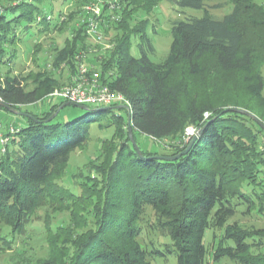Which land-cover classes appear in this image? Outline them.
Listing matches in <instances>:
<instances>
[{
    "label": "trees",
    "instance_id": "obj_1",
    "mask_svg": "<svg viewBox=\"0 0 264 264\" xmlns=\"http://www.w3.org/2000/svg\"><path fill=\"white\" fill-rule=\"evenodd\" d=\"M55 1L58 0H0V97L35 117L24 116L28 124L21 126L13 138L17 146L8 148L0 159V222L10 227L13 234H22L42 206L61 204L64 196L79 205L91 202L90 189L76 196L56 181L64 176L71 153L87 142L96 116L105 115L109 125L115 126V136L123 140L119 145L112 141L110 147L106 146L110 154L107 162L111 163L106 170L107 183L113 185L122 180L127 189L121 197L124 202L120 203L119 196L116 200L117 193L107 187L97 209L100 218L95 230L74 232L73 228L62 226L54 230L47 219L49 254L37 259L36 264H152L154 257L164 253L159 248L149 250L138 240L143 230L139 222L147 207L152 208L159 228L169 236L171 242L163 246L176 256L178 264H213L223 257L238 264H264V226L245 229L238 221L231 222L238 213L235 200L247 204L249 213L264 209V193L259 191L264 188V152L260 146L264 130L246 114L225 111L229 107L243 108L264 122V46L246 42L239 25L241 13L249 9L251 23L259 24L264 31V14L255 16L250 11L256 8L255 1L234 0L232 12L222 18L204 14L175 21L169 54L160 62L150 58L155 47L148 35V20H138L140 11L151 10L152 1L116 0L118 8L109 14L108 0H104L100 25L111 47L94 59L81 55L94 46L103 49L93 44L86 24L81 22L83 7L93 0H63L74 7L64 19L59 17L52 22ZM171 1L197 10L204 9L207 2ZM49 4L50 9H46ZM48 14H52L51 20L47 19ZM113 14L119 18L111 20ZM55 30H70L71 34L62 48H53L51 57H42V64V48L40 42H35L31 60L38 72L31 69L28 74L12 75L8 68L2 77L4 65L10 66L19 55L21 34L47 35ZM135 40L140 46L138 57L131 52ZM207 54L213 56L221 70L241 72L238 74L249 83L248 95L220 99L212 97L210 91L209 99L203 100L191 89L187 77L202 71V59ZM79 61L97 64L102 82L126 96L131 105L130 110L122 107L126 115L109 116L113 109L96 110L89 106L90 111L65 123L63 129L57 116L43 122L59 104L40 113L26 108L41 103L56 87L70 82ZM29 81L33 87L27 89ZM129 114L134 137L145 158L139 156L129 137ZM204 125L203 133L187 154L172 161L149 158L180 153L191 140L184 139L186 129ZM137 134L150 142L160 144L170 139V143L162 145L166 151L153 143L144 149ZM247 187H252L251 193ZM118 209L120 214L116 213ZM207 229L213 230L214 241L215 230L222 231L212 252L205 244Z\"/></svg>",
    "mask_w": 264,
    "mask_h": 264
},
{
    "label": "rangeland",
    "instance_id": "obj_2",
    "mask_svg": "<svg viewBox=\"0 0 264 264\" xmlns=\"http://www.w3.org/2000/svg\"><path fill=\"white\" fill-rule=\"evenodd\" d=\"M4 1L6 2V0ZM150 1L153 2L151 10L146 13L140 11L138 20L144 18L149 22L148 35L155 47V53L152 54L150 58L154 62H160L168 56L172 43L171 28L175 21L185 20L194 16L199 17L204 14H210L214 17L222 18L226 14L231 13L235 5L234 0H207L206 7L204 9L197 10L179 7L171 0ZM254 1L256 8L250 9V11L255 14V16L263 15L264 0ZM52 4L55 8V15H53L54 18L52 19V22H55L56 18L61 17L59 14L60 12H62L61 15H63L64 12L66 14L74 7L73 3L68 1L65 2L63 0L55 1ZM52 4L47 5L46 9H50V5ZM217 4H222L223 6L214 7V5ZM239 25L244 30L246 42H255L260 45V48L264 46V31L259 24L251 23L249 19V9L246 12L241 13ZM70 34V30L62 33L56 30L50 31L47 35L36 33L35 35L27 37L21 34L22 41H20L18 45L19 55L10 66L4 65L2 68V77H4L8 68L12 71V75L28 74L31 69L38 72V68H35L31 60V51L33 50L35 42H40L42 48L40 51L41 60L39 62L42 64V57H51V55H53L54 47L62 48L65 38L70 36ZM90 40H92L94 45H101L103 49L100 51L98 47L94 46L92 49H89L88 52L81 53V55L86 54V57L94 59L95 55H100L102 51H104L105 45L94 42L92 38ZM103 41L105 43H109L105 38ZM131 52L135 57L140 55V46L138 41L135 40ZM95 65L98 66L97 64ZM201 65L202 71L194 77H187V79L191 89L197 92L203 100L209 99L208 93H210V91L212 93V95L210 93L212 97L220 99L227 97H231L233 99L241 94L244 96L248 95L249 83H245L242 75L238 74L241 72H226L221 70L216 66L214 58L210 54L204 56ZM262 75L264 78V65L262 66ZM176 76H181V74L176 73ZM32 87L33 82L29 81L27 89ZM51 101L54 104L59 105L65 102L60 100V98H52L45 101L43 100L42 103L30 105L26 108L29 111L40 113L49 107L48 105H50ZM91 107L96 109L98 106ZM1 111V119H4V117L7 116L17 120L18 125L26 124L25 117L5 110ZM84 112L85 110L77 107L76 105L69 104L59 111L56 121L60 122L64 129L65 123L83 115ZM112 114L126 115V112L123 108H118L108 113L109 116ZM96 117L98 118L90 125L87 142L71 153L70 161L64 176L56 181L58 185L66 187L76 196H81L84 189H90L92 192L91 194H93L91 202L89 204L79 205L75 204L70 197L64 196L61 204H47L42 206L33 214L30 223L27 225V230L22 234H13L10 227L0 222V264H15L19 261L21 262L20 264H36L37 259L46 257L49 254L45 226V221H47V219L52 222V228L54 230L61 226L71 227L73 228V231L75 230L80 232L95 230L97 229L99 224L98 219L100 218V216L98 217L97 209L104 201L106 188L109 186L113 188V190L117 193L115 195H117L116 200L118 201L119 198L121 199L123 194H126L127 189H124L121 179H118L113 185H109L107 183L106 175V170L109 169L111 164L107 162V159L110 156L107 151V147H110L108 144H111L113 141L115 144L119 145L123 140L115 136V126L113 124L109 125V119L105 117V115L101 117L99 115ZM124 128L127 130L126 126H124ZM137 140L141 143L144 149H147V144L153 143L154 147L161 151H166V148L162 147V145L166 146L170 143V139H165L160 144L155 142V140H153L154 142H150V139L140 134H137ZM149 146L150 145L147 147ZM150 148H152V146ZM246 190L251 193L252 187H247ZM259 191L264 193V188H260ZM123 202L124 199H121L120 203ZM235 204L238 213L231 218V222L238 221L245 229L264 226V209L258 208L252 213H249L247 204L242 202L238 203L236 200ZM116 211V213L120 214L119 209ZM139 223L143 227V230L138 237V240L142 243V245L147 246L149 250L151 248H159L163 250L164 253L163 255L154 257L152 264H178L176 256L165 251L163 244L171 242V240L166 231L159 228L160 226H158L157 216L154 214L151 207H147L145 209V214ZM215 233L217 235L216 241L213 240L212 229H207L205 233V244L209 247V251L211 252L216 247V243L218 242L222 231L215 230ZM213 241L214 243L212 244ZM211 259L212 257H210V262ZM213 264L238 263L228 257H223Z\"/></svg>",
    "mask_w": 264,
    "mask_h": 264
},
{
    "label": "built area",
    "instance_id": "obj_3",
    "mask_svg": "<svg viewBox=\"0 0 264 264\" xmlns=\"http://www.w3.org/2000/svg\"><path fill=\"white\" fill-rule=\"evenodd\" d=\"M107 4H109V14H111L115 8H118L116 0H108ZM105 6L106 2H104V0H93L86 4L83 7L84 16L81 22L86 24L87 34L94 42L104 44L105 48H109L111 44L103 41L105 35L100 25ZM66 14L64 12L63 15H61V19H64ZM110 18L111 20H115L118 19L119 16L113 14ZM47 19L51 20L52 14H48ZM40 20L41 17L38 18V21ZM82 57L85 58L86 54H82ZM48 66H50V64H48ZM52 98H61L65 101L87 106L127 105L131 107L129 100L121 91L114 90L106 83L102 82L98 66L83 61H79L77 72L71 77L70 82L56 87L47 95L45 100ZM0 100H2L1 97ZM3 127H6L12 134L18 133L20 128L13 124H5L4 121L0 120V151L4 154L8 150V137L1 132ZM197 131L198 129L193 126L187 128L184 139L188 141ZM260 146L261 150L264 152V139H262Z\"/></svg>",
    "mask_w": 264,
    "mask_h": 264
},
{
    "label": "water",
    "instance_id": "obj_4",
    "mask_svg": "<svg viewBox=\"0 0 264 264\" xmlns=\"http://www.w3.org/2000/svg\"><path fill=\"white\" fill-rule=\"evenodd\" d=\"M69 104H74L76 105L77 107L85 110V111H90L91 108L87 105H84V104H78V103H74V102H71V101H65L64 103H62L55 112H53L47 119L43 120V122H49L51 120H53L59 113V111L65 107L66 105H69ZM0 106H2L3 108L9 110L10 112L14 113V114H18V115H21V116H26V117H30L32 119H35V117L29 113H26L24 111H20L14 107H12L11 105L7 104L6 102H4L3 100H0ZM126 108L128 110H130V107L127 106V105H113V106H100V107H97L96 110H106V109H118V108ZM234 111V112H239V113H242V114H246L250 117H252L257 123L258 125L264 130V122L259 118L257 117L254 113L246 110V109H243V108H238V107H229L227 109H225V111ZM37 120V119H36ZM39 122H41V120H37ZM206 125H204L203 127H201L200 129H198V131L192 136L189 144L187 145V147L181 151L180 153L176 154V155H172V156H168V155H153L149 158H156V159H162V160H167V161H172V160H176L178 159L179 157L187 154L191 148L193 147V145L195 144V142L197 141V139L201 136V134L203 133L204 131V128H205ZM128 132H129V137L131 139V142L134 146V148L136 149L137 153L139 154V156L141 158H145V156L143 155L135 137H134V133H133V128H132V116L131 114H129V117H128Z\"/></svg>",
    "mask_w": 264,
    "mask_h": 264
},
{
    "label": "crops",
    "instance_id": "obj_5",
    "mask_svg": "<svg viewBox=\"0 0 264 264\" xmlns=\"http://www.w3.org/2000/svg\"><path fill=\"white\" fill-rule=\"evenodd\" d=\"M60 100H62V101H65L64 99H61L60 98ZM42 103V102H41ZM50 105H54V103L51 101V103H50ZM50 105H48V106H50ZM1 110H5V109H3V108H1L0 107V112H2ZM5 111H8V112H10L9 110H5ZM44 111V110H43ZM10 113H12V112H10ZM36 113H38V112H36ZM1 114V113H0ZM14 114V113H13ZM24 117V116H23ZM26 118V117H25ZM0 120H2V121H4V123L6 124H13L14 126H16V127H18V128H20L21 126H26L27 124H28V122H27V119H26V121H25V123L26 124H24V125H18L17 124V120H15V119H12L11 117H4V119H1V117H0ZM6 137H8V148L9 149H14L17 145L13 142V138H15V137H17L16 136V134H12V133H10L9 131H8V129L6 128V127H3L2 128V131H1ZM1 153V152H0ZM3 157V153H1V156H0V159Z\"/></svg>",
    "mask_w": 264,
    "mask_h": 264
}]
</instances>
